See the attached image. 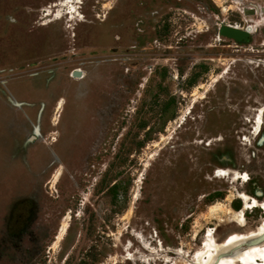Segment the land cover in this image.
I'll return each instance as SVG.
<instances>
[{
  "label": "rangeland",
  "instance_id": "obj_1",
  "mask_svg": "<svg viewBox=\"0 0 264 264\" xmlns=\"http://www.w3.org/2000/svg\"><path fill=\"white\" fill-rule=\"evenodd\" d=\"M263 202L264 0H0V264H240Z\"/></svg>",
  "mask_w": 264,
  "mask_h": 264
},
{
  "label": "bare ground",
  "instance_id": "obj_2",
  "mask_svg": "<svg viewBox=\"0 0 264 264\" xmlns=\"http://www.w3.org/2000/svg\"><path fill=\"white\" fill-rule=\"evenodd\" d=\"M252 122H253V125L251 126V131H250L251 134L254 132V127H255L254 123L256 122V120L253 118ZM244 140L248 141L249 137L244 136ZM241 178H242V176H241ZM245 181H247V177L245 179H243V182H245ZM238 197L243 199L246 202L245 205L247 207L257 205L255 200H252L251 203L247 202L248 197L244 193H239ZM260 207L264 208V202L260 204ZM66 225H67L66 221H63L61 232L64 230ZM263 232H264V223L260 227L256 228L252 234L263 233ZM208 235H210V234H208ZM237 238H238L237 235L229 236L228 238H226L225 244H230V243L234 242ZM215 248H216L215 243L211 242L210 239L207 238L204 241L203 245L200 246L196 252H194L195 254L192 257V263H189V261H185V264H216L213 261V255H214L213 251L215 250ZM238 260H239L240 264H264V244H263V246L262 245H260V246L259 245H251L248 249H245V250L239 252L238 253ZM217 264H231V263L229 262V259L227 257H222V258H220V260L218 261Z\"/></svg>",
  "mask_w": 264,
  "mask_h": 264
},
{
  "label": "water",
  "instance_id": "obj_3",
  "mask_svg": "<svg viewBox=\"0 0 264 264\" xmlns=\"http://www.w3.org/2000/svg\"><path fill=\"white\" fill-rule=\"evenodd\" d=\"M250 31H251L250 26H247L245 28V30H242V29H239L237 27L230 26V25L221 26L219 29V33L221 35L231 37V38H235V39H244V40H247L249 38ZM73 75L74 76H80L79 70H75L73 72Z\"/></svg>",
  "mask_w": 264,
  "mask_h": 264
}]
</instances>
